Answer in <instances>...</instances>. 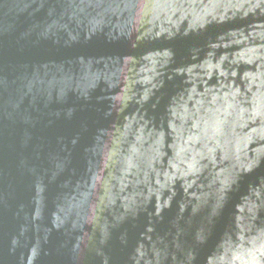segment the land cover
Wrapping results in <instances>:
<instances>
[{
    "label": "water",
    "instance_id": "95a60500",
    "mask_svg": "<svg viewBox=\"0 0 264 264\" xmlns=\"http://www.w3.org/2000/svg\"><path fill=\"white\" fill-rule=\"evenodd\" d=\"M0 264H264V0H0Z\"/></svg>",
    "mask_w": 264,
    "mask_h": 264
}]
</instances>
